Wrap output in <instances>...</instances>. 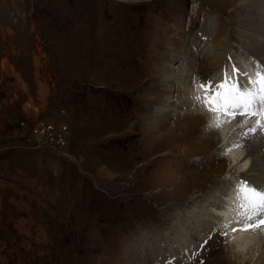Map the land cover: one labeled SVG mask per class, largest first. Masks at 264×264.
<instances>
[{
  "label": "rangeland",
  "instance_id": "obj_1",
  "mask_svg": "<svg viewBox=\"0 0 264 264\" xmlns=\"http://www.w3.org/2000/svg\"><path fill=\"white\" fill-rule=\"evenodd\" d=\"M247 2L0 0V264H148L152 253L185 243L172 233L176 210L187 216L235 170L216 155L210 134L219 128L210 129L207 116H178L184 103L201 107L197 85L214 86L227 67L202 53L216 41L252 61L253 78L264 70L238 37L241 17L254 24ZM179 46L195 59L188 77L177 69L185 67ZM160 113L164 128L154 124ZM47 124L66 129L41 135ZM244 129L237 124L226 143L246 139ZM245 171L236 175L264 187V175ZM218 232H191V250L176 257L237 264Z\"/></svg>",
  "mask_w": 264,
  "mask_h": 264
},
{
  "label": "bare ground",
  "instance_id": "obj_2",
  "mask_svg": "<svg viewBox=\"0 0 264 264\" xmlns=\"http://www.w3.org/2000/svg\"><path fill=\"white\" fill-rule=\"evenodd\" d=\"M260 1L264 2V0H259V1L252 0L251 3H248V2H247L248 4L246 3L247 5H250V8L252 7L251 15L254 16L253 18H255L254 24L251 22L252 20L251 21L250 19L244 20V18L241 17L242 15H237V17L238 16L241 17V19L238 21V23H240L241 25L240 27L241 35H238V37L241 38L244 47L249 48L254 54L260 56L264 60V35H263L264 34V12H262V9H263L262 6L260 8V3H261ZM262 5H264V3ZM255 7H257L258 9L256 10L257 13L253 12ZM238 11L241 13V10H238ZM205 19L203 21L204 23L202 24V27H204V24H206ZM249 25L253 26V28L249 27ZM253 29L255 31V35L253 33L254 31H252ZM203 30L205 32V29ZM198 37H201V36H198L197 34L193 38L196 39ZM207 42H211V41L207 40ZM195 47H196V50L194 49ZM195 47L193 48V50L196 55L198 50H200V48H198L197 45ZM229 47L230 46H228V50L225 47L222 48L219 45V42L216 41V43H213V46L210 47L207 51L203 49L202 53L204 51V53L206 54V57L209 58V60L211 59V62L216 61L217 64L220 65L221 63L223 66L224 64H226L230 75H234V73H231V70L234 67V62L236 61L240 64V67L237 66L236 68H238L241 71V73L245 71L248 74L252 73L253 71L249 68L251 67L252 61L248 59H244V57L236 54L235 50L232 52L233 54L232 56V54H230L231 52H228L229 50H231V48ZM175 50L176 52L179 53L177 54V56L184 58L182 63L185 64L184 68L181 66V67H178L177 69H179V71L182 70V72H185L186 76L188 77L189 72L191 71V68H192L191 63H193L195 59L191 57V55L188 54L187 49L184 47L179 46V48H175ZM215 55L219 56L218 60L215 57ZM236 56H239L240 59H235ZM230 58H232V61H231V64L228 65L227 63ZM224 69H222L219 73L216 74L217 76L215 77V81H217V84H219L224 78ZM165 76H167V80L169 82L173 80V75L169 73L168 69L165 70ZM240 78L242 80H246V77L243 75H241ZM184 100L186 102L193 101L192 98L189 96L186 97ZM187 104L184 103L186 107H185V110L184 109L183 111L181 110L182 114L181 116L180 115L178 116L179 120L180 119L184 120L187 118L186 119L187 122L185 123H189V122L198 120L203 115V117L207 116V120L209 123L207 112L204 113L200 109L202 106L201 107L199 106V108H197L196 106L192 105V103H187ZM158 115H159V118H156L154 120V124L157 126H160L161 128H164L166 124L163 125L164 123L160 120V116L165 117L166 114L160 113ZM176 120H177V117H176ZM237 124H239L238 119L232 120L231 122H228V123H224L223 121H221V126L217 130L218 134H216V131L207 132V133L211 132L210 135H212L214 137V138L212 137L214 141L218 143L217 145L218 148L216 147L217 150L216 148L214 150L216 152V155L226 156L227 159L229 160V166L232 165L231 168L232 169L234 168L235 172L229 171L227 173V176L226 177L224 176L223 181L216 182L215 184L213 181H215L216 178L212 180L211 183L213 182V186L211 185L210 190L207 193L201 195L202 198L199 201H197V203L192 207V211L187 216L185 215V213L182 212V209L176 210L175 214L178 217L176 218V225L174 226L172 233L175 235V237L179 238L178 240L179 242H183L182 240H184L185 243L183 244L177 243V245L175 246L173 245L167 246L168 249L165 250L164 252L165 254L162 257L158 256L157 253L155 252L152 253L148 257V264H162L165 262L166 264L167 263L178 264L177 262L180 260L183 261V264H190L191 261L188 260L189 257H187L185 253H183V255L179 258L176 257L177 251L180 248H181V251H184L190 248L189 245H187L189 244L188 240H190L191 238L190 233L194 231L198 235L201 232H204L201 239H205L207 236L209 237L212 236L215 230H219V232H222L224 230L223 238H225V240L227 241V249L229 251L227 252V256L231 262H234L237 264H246V261L248 260L250 264H264V226H261L256 229H250L248 231L242 230L247 221L245 220V217H244V209L239 207V205L242 203L241 198H240L241 194L239 191L242 183L240 182L239 177L236 175V174H239L238 171H245L249 167L250 168L248 172L257 170V172L253 175L254 177L264 175V173L259 171V169L264 168V167L263 168L260 167V163L264 162V155L262 156L260 151L258 150L259 147H261V150H262V147H264V139H262V135L259 134V132H257V134L255 135L247 136V138L241 142L232 140L231 143H226V141H228L226 137L227 131L229 130V133H230ZM247 131L248 129H246V132ZM244 132H245V129H244ZM206 135L207 134H205V136ZM183 178L182 180H184ZM251 179H252L253 185L261 187L260 183L255 184L253 182V178ZM183 182L184 181L179 182L178 184L182 185ZM212 227H215L216 229H211ZM147 244L148 243L144 245H147ZM196 248L198 249L199 247L197 246ZM171 249L172 251L175 250V253L173 255L171 254L166 255L170 253ZM196 250H194V252Z\"/></svg>",
  "mask_w": 264,
  "mask_h": 264
},
{
  "label": "snow or ice",
  "instance_id": "obj_3",
  "mask_svg": "<svg viewBox=\"0 0 264 264\" xmlns=\"http://www.w3.org/2000/svg\"><path fill=\"white\" fill-rule=\"evenodd\" d=\"M231 73L234 75H230L226 67L219 84L213 86L209 81L197 85L203 95H197L195 99L208 113V127L219 128L221 121L228 123L238 119L239 126L248 129L245 138L258 131L264 132V70L256 71L254 78L236 67ZM241 75L246 80H242ZM239 191L242 201L239 207L244 209L247 221L242 230L264 226V187L245 181Z\"/></svg>",
  "mask_w": 264,
  "mask_h": 264
},
{
  "label": "built area",
  "instance_id": "obj_4",
  "mask_svg": "<svg viewBox=\"0 0 264 264\" xmlns=\"http://www.w3.org/2000/svg\"><path fill=\"white\" fill-rule=\"evenodd\" d=\"M66 127H59L57 126V128H54V126L52 124H47V125H44L42 128H40V131H41V135H49L50 133H59L61 134L63 130H65ZM61 136V135H59ZM25 137H27L26 134H24V136L22 137L23 141H24V144H27V145H31V141H27L25 140ZM34 146H37V147H43V143L40 141V142H36V143H33ZM50 152L54 153V154H58L57 151H55L54 149H50Z\"/></svg>",
  "mask_w": 264,
  "mask_h": 264
}]
</instances>
